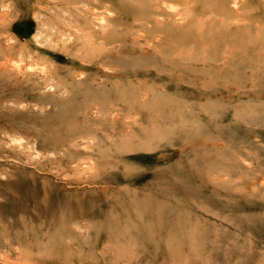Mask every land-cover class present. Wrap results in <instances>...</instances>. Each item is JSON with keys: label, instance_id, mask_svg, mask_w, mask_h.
I'll use <instances>...</instances> for the list:
<instances>
[{"label": "rangeland", "instance_id": "rangeland-1", "mask_svg": "<svg viewBox=\"0 0 264 264\" xmlns=\"http://www.w3.org/2000/svg\"><path fill=\"white\" fill-rule=\"evenodd\" d=\"M124 3L0 0V244L52 213L45 264H264V0Z\"/></svg>", "mask_w": 264, "mask_h": 264}, {"label": "bare ground", "instance_id": "bare-ground-1", "mask_svg": "<svg viewBox=\"0 0 264 264\" xmlns=\"http://www.w3.org/2000/svg\"><path fill=\"white\" fill-rule=\"evenodd\" d=\"M139 1V0H138ZM142 1V0H141ZM149 1H152V0H149ZM137 2V1H136ZM116 7L121 11H123V13H124V17L125 18H127V13H126V9H123V7H124V0H116ZM153 3V2H152ZM168 3H170V2H168ZM174 3V2H173ZM193 3V2H192ZM167 4V3H166ZM171 4V3H170ZM169 4V5H170ZM153 5H155V4H153ZM172 5V4H171ZM174 6V5H173ZM173 6H171V7H173ZM176 6V5H175ZM169 7V6H168ZM109 13H112V12H110V11H108ZM189 12V15H187V17H191L190 16V10L188 11ZM194 12V11H193ZM240 12V11H239ZM239 12H237V14L239 13ZM108 13V14H109ZM188 14V13H187ZM112 15V14H111ZM102 17H104V16H102ZM237 17V16H236ZM236 17H234V19L235 20H238V19H236ZM122 17L120 16L119 18L117 17V18H113V19H115V20H117V21H119L120 19H121ZM200 18V17H199ZM134 18H132L131 20H133ZM188 18H186V20H187ZM97 20H99V19H97ZM100 20H101V16H100ZM234 20V21H235ZM244 20V19H243ZM243 20H241V22L243 21ZM245 21V20H244ZM264 21V20H263ZM101 22H102V20H101ZM198 22H199V24L201 23L199 20H198ZM103 23H105V20H104V22ZM107 23V22H106ZM202 23H203V21H202ZM102 23H100V25H101ZM108 24V23H107ZM106 24V25H107ZM183 24V23H182ZM198 24V23H197ZM257 24V23H256ZM104 25V24H103ZM116 25V24H115ZM194 25H196V22H195V24ZM204 25V24H203ZM202 25V26H203ZM113 26V25H112ZM129 26V25H128ZM196 26H198V25H196ZM210 26V25H209ZM104 28H105V26H103ZM117 27V26H116ZM199 27V26H198ZM119 28V27H118ZM117 28V29H118ZM197 28V27H196ZM246 28H248V27H246ZM106 30H107V28H105ZM124 29V28H123ZM173 29V28H172ZM218 29V28H217ZM256 29V28H255ZM112 30V29H111ZM41 31V30H40ZM103 31V30H102ZM113 31V30H112ZM211 30H209V32H210ZM245 31H246V29H245ZM248 31V30H247ZM246 31V32H247ZM257 30H255V32H256ZM106 33H107V31H105ZM172 32V31H171ZM114 33V32H113ZM39 34V33H38ZM114 35V34H113ZM199 35H200V33H199ZM200 37H201V35H200ZM247 40H249V38L247 39ZM250 41V40H249ZM193 44V43H192ZM189 45V44H188ZM191 48V47H190ZM193 49V48H192ZM175 51H178V50H175ZM173 55V54H172ZM174 56V55H173ZM204 60V59H203ZM165 62V61H164ZM167 62V61H166ZM173 65V64H172ZM169 66V65H168ZM174 67V66H173ZM219 67V66H218ZM217 67V68H218ZM220 68V67H219ZM219 68H218V71H219ZM221 69V68H220ZM172 70H174L173 68H172ZM172 70H171V72H172ZM167 71V70H166ZM175 71V70H174ZM168 72V71H167ZM101 74L102 75H110V76H115V77H119L118 75H113L114 73H108V72H104L103 73V71H101ZM177 74V73H176ZM80 75V74H79ZM210 75V74H209ZM257 76H258V74H257ZM256 76V77H257ZM180 77V76H179ZM182 78H183V76H181ZM208 77V76H207ZM103 78V77H102ZM201 78V77H200ZM209 79H210V77H208ZM14 80H15V78H13ZM208 79V80H209ZM208 80H207V82H208ZM253 80V79H252ZM150 81V80H149ZM95 82V81H94ZM97 82V81H96ZM103 82V81H102ZM203 82V84L204 83H207V82H205V81H202ZM7 84V83H6ZM2 85H4V84H2ZM11 85V84H10ZM65 85V84H64ZM200 85H201V82H200ZM20 86V85H19ZM12 87V86H11ZM10 87V88H11ZM18 87V86H17ZM21 87V86H20ZM20 87H19V89H20ZM23 87V86H22ZM21 87V88H22ZM65 87V86H64ZM65 88H67V86L65 87ZM98 88H99V86H98ZM1 90V89H0ZM9 90V89H8ZM23 90H25V89H23ZM133 91H135V90H133ZM138 92V91H137ZM9 94V93H8ZM136 94V93H135ZM103 95V94H102ZM117 95V93H113L112 94V96H111V98H118L119 99V101L121 102V105H124L125 106V104H124V99H126V91H125V89H121L120 91H119V95L118 96H116ZM104 96V95H103ZM67 97V96H66ZM43 98H45V97H43ZM110 98V99H111ZM79 100H81L80 98H78ZM129 99V98H128ZM130 99H131V97H130ZM133 100L135 99L134 97L132 98ZM41 100V99H40ZM78 100V101H79ZM44 101V100H43ZM68 101H71V100H68ZM135 101V100H134ZM138 101H140V100H138ZM84 103V102H83ZM76 105H79L78 104V102L77 103H75ZM74 104V105H75ZM85 104V103H84ZM81 105V104H80ZM79 105V106H80ZM87 106V105H86ZM90 106V105H89ZM81 107H83V106H81ZM88 107V106H87ZM75 108H76V106H75ZM80 108V107H79ZM72 109H73V107H72ZM84 109V108H83ZM86 109V108H85ZM72 111V110H71ZM70 111V112H71ZM75 112H77L76 110H75ZM41 113V112H40ZM72 113V112H71ZM70 113V114H71ZM78 113V112H77ZM76 113V114H77ZM42 114V113H41ZM75 114V115H76ZM241 114V113H240ZM244 114V113H243ZM73 115H74V113H73ZM71 116H72V114H71ZM102 116V115H101ZM68 117H69V115H68ZM250 117V116H249ZM99 118H101V117H99ZM98 118V119H99ZM239 118V117H238ZM240 118H242V117H240ZM60 120H61V118H59ZM59 121V120H58ZM102 121V120H101ZM103 121H104V119H103ZM102 121V122H103ZM62 122V121H61ZM78 122V121H77ZM90 122V121H89ZM56 124V123H55ZM80 124H81V122H80ZM87 124V123H86ZM91 124V123H90ZM81 125H83V124H81ZM89 125V124H88ZM92 125H96V127H94L95 129L93 130V131H96L97 129H99V128H97V124H92ZM84 126H86L85 124H84ZM82 128V129H81ZM83 126H78V127H75V125H73V127H72V129H70V131H66V132H64V135H58V137L56 138V139H54L53 140V142H51L50 144H48L47 146L49 147V148H53V147H56L57 145H60V144H71V143H73L72 145H75L76 143H78L77 141H74V140H76V139H83V138H86V135L88 136V134H89V131L87 132V130H88V128H87V130H83ZM92 128V127H91ZM93 129V128H92ZM100 129H102V128H100ZM156 129V128H155ZM103 131H105V129L103 130ZM92 132V131H91ZM90 132V133H91ZM113 132V131H112ZM36 133V132H35ZM104 133V132H103ZM55 134H57V133H55ZM92 134H94V133H91V135ZM53 135V134H52ZM55 136V135H54ZM93 136V135H92ZM105 136H106V134H105ZM38 137V135H36V138ZM94 137H97V136H93L92 138H94ZM137 138V137H136ZM35 140V139H34ZM34 140H33V142H34ZM104 140V139H103ZM82 143V142H81ZM47 147V148H48ZM136 153V152H135ZM128 156V155H127ZM126 156V157H127ZM124 197V196H123ZM132 197V196H131ZM37 202V201H36ZM118 202H120V201H118ZM38 203V202H37ZM46 203V202H45ZM47 204V203H46ZM36 206V205H35ZM39 207V206H38ZM46 208V207H45ZM68 210H70V209H68ZM158 210V209H157ZM137 211H138V209H137ZM127 212V211H126ZM129 212V211H128ZM23 213V212H22ZM126 214V213H125ZM128 214V213H127ZM129 214H130V212H129ZM136 214V213H135ZM144 214V213H143ZM21 215V214H20ZM137 215H139V212L137 213ZM141 215V214H140ZM9 216V215H8ZM154 216V215H153ZM19 217V216H18ZM21 217V216H20ZM44 218L40 221V223H38V226H36V229H34V227L32 226V227H27V229H25L24 228V230H22V231H24L23 232V238H24V240L25 239H27V242L26 243H24L23 241H21V237H19V239H16V237H15V239H13V238H11V237H8V239L6 238V240L3 242V243H1L0 245L1 246H5V244H9L10 246H11V244L12 243H14L15 241L16 242H19L20 244H21V248H22V250L24 251H26L25 253H24V257H22V259L24 258V260H22V259H20V258H17V260H10V258H9V256H7V255H2V253H1V250H0V264H45L47 261L46 260H48V259H54L58 254H57V245L60 243V241H59V237H57V235L59 236V234H61L63 231H62V229H57V231L56 232H54V233H51V232H49V231H47L46 230V228H45V226L46 225H48L49 224V222L50 223H53V224H55V220H57V218H56V216L55 215H53L52 213H49L48 215H44L43 216ZM74 217H75V215H74ZM128 215H126V219L128 220ZM130 218H131V215L129 216ZM139 217V216H138ZM141 217V216H140ZM146 217V216H145ZM21 218H25L24 216H22ZM129 218V219H130ZM148 218V217H147ZM150 218V217H149ZM148 218V219H149ZM20 219V218H19ZM36 219H38V218H36ZM142 219V218H141ZM1 220V219H0ZM5 220V219H4ZM33 220H34V218H30V221H32V223H33ZM79 220V219H78ZM138 220V219H137ZM86 221V220H85ZM23 222V224H24V221H22ZM77 222V221H76ZM6 223V222H5ZM72 223V222H71ZM152 223H154V222H152ZM152 223H151V225H152ZM30 224V226H31V223H29ZM73 224V223H72ZM77 224V223H76ZM76 224H73V225H76ZM89 224V223H88ZM137 224V223H136ZM7 225V224H6ZM21 225V224H20ZM84 225V224H83ZM154 225V224H153ZM25 226H26V224H25ZM27 226H29L28 224H27ZM79 226V225H78ZM86 226V225H85ZM84 226V227H85ZM125 226V225H124ZM145 226H147V225H145ZM157 226V225H156ZM161 226V225H160ZM4 227V226H3ZM8 227V226H7ZM80 227V226H79ZM78 227V228H79ZM143 226H141V228H142ZM77 228V229H78ZM125 228V227H124ZM127 228V227H126ZM154 228H156V227H154ZM23 229V228H22ZM28 229H30V230H28ZM45 230L44 232H42L41 230ZM84 229H86V228H84ZM136 229V228H135ZM119 230H121V229H119ZM127 230V229H126ZM8 231V230H7ZM14 231V230H13ZM78 231H79V229H78ZM123 231H125V229L123 230ZM11 232V231H10ZM120 232V231H119ZM122 232V231H121ZM117 233V232H116ZM125 233V232H124ZM129 233V232H128ZM4 234V233H3ZM7 234V233H6ZM10 234V233H9ZM16 234V233H15ZM8 235V234H7ZM12 235V234H11ZM100 235V234H99ZM124 236V235H123ZM132 236V235H131ZM122 237V236H121ZM62 238V237H61ZM67 238V237H66ZM88 238V237H87ZM102 238V237H101ZM118 238V237H117ZM130 238H132V237H130ZM76 239V238H75ZM2 240H3V237H2ZM68 240H70V239H68ZM67 240V241H68ZM129 240V239H128ZM108 241V240H107ZM110 241V240H109ZM96 242V241H95ZM111 242V241H110ZM109 242V243H110ZM84 243V242H83ZM71 244V243H70ZM101 244V243H100ZM76 245V244H75ZM94 245V244H93ZM101 245H103V244H101ZM24 247V248H23ZM74 247V246H73ZM76 247V246H75ZM104 248H105V246H103ZM4 248V247H3ZM95 248V247H94ZM17 249V248H16ZM19 249V248H18ZM100 249V248H99ZM7 250V249H6ZM7 251H9V250H7ZM19 251V250H18ZM20 252V251H19ZM103 253V252H102ZM16 254V253H15ZM67 254V253H66ZM17 256V255H16ZM18 257H20V256H18ZM73 258H75V257H73ZM16 259V258H15Z\"/></svg>", "mask_w": 264, "mask_h": 264}]
</instances>
